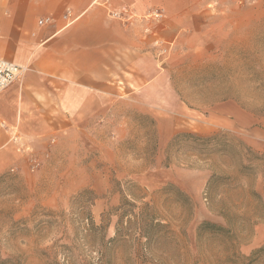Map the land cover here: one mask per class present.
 <instances>
[{
    "label": "rangeland",
    "instance_id": "rangeland-1",
    "mask_svg": "<svg viewBox=\"0 0 264 264\" xmlns=\"http://www.w3.org/2000/svg\"><path fill=\"white\" fill-rule=\"evenodd\" d=\"M203 13L148 41L145 88L0 173V264H264V0Z\"/></svg>",
    "mask_w": 264,
    "mask_h": 264
},
{
    "label": "crops",
    "instance_id": "crops-1",
    "mask_svg": "<svg viewBox=\"0 0 264 264\" xmlns=\"http://www.w3.org/2000/svg\"><path fill=\"white\" fill-rule=\"evenodd\" d=\"M209 3L0 0V59L26 69L0 93V173L20 154L83 130L101 108L131 94L132 77L145 88L147 44L195 33ZM151 13L162 19L149 38L141 19Z\"/></svg>",
    "mask_w": 264,
    "mask_h": 264
},
{
    "label": "trees",
    "instance_id": "trees-1",
    "mask_svg": "<svg viewBox=\"0 0 264 264\" xmlns=\"http://www.w3.org/2000/svg\"><path fill=\"white\" fill-rule=\"evenodd\" d=\"M216 139H217V135L210 136V137H201V136H198L195 134L180 133V134H176L172 138L168 147L169 148L174 147V146H176L177 143H180V142H186L187 144H188V142H190V143H192V145H195L197 147H201L202 149H207V148L214 147V145L216 144L215 142L217 141ZM168 147H167V151H168ZM88 220H89V224L92 225L91 219L89 218ZM150 226H152V225L150 224ZM209 226H211V225H208L206 223V224H203L201 226V228L209 227ZM146 227H147V225L143 228H146ZM213 228H215V227L213 226Z\"/></svg>",
    "mask_w": 264,
    "mask_h": 264
},
{
    "label": "built area",
    "instance_id": "built-area-1",
    "mask_svg": "<svg viewBox=\"0 0 264 264\" xmlns=\"http://www.w3.org/2000/svg\"><path fill=\"white\" fill-rule=\"evenodd\" d=\"M157 17L160 15L156 14ZM25 68L0 59V93L13 82L19 80L25 72Z\"/></svg>",
    "mask_w": 264,
    "mask_h": 264
}]
</instances>
